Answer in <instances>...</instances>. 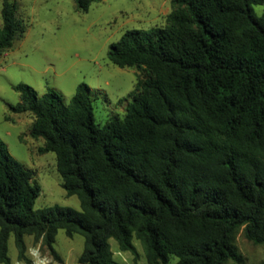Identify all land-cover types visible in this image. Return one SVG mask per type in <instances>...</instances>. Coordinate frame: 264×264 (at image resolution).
<instances>
[{"label": "trees", "instance_id": "trees-1", "mask_svg": "<svg viewBox=\"0 0 264 264\" xmlns=\"http://www.w3.org/2000/svg\"><path fill=\"white\" fill-rule=\"evenodd\" d=\"M74 0L87 11L92 2ZM264 0H170L163 26L127 29L108 59L136 69L123 116L94 120L90 88L80 82L67 103L53 88H13L14 113L33 116L40 153L55 154L67 195L79 209L34 208L40 186L0 138V263L29 262L25 235L52 248L57 229L83 236L78 264H118L109 239L146 264L240 261L234 245H264ZM0 54L22 29L16 5L1 0Z\"/></svg>", "mask_w": 264, "mask_h": 264}, {"label": "rangeland", "instance_id": "rangeland-1", "mask_svg": "<svg viewBox=\"0 0 264 264\" xmlns=\"http://www.w3.org/2000/svg\"><path fill=\"white\" fill-rule=\"evenodd\" d=\"M10 1L16 5L15 16L22 32L12 46L0 54V138L40 186L33 205L35 209L53 204L79 209L77 196L67 195L61 186L55 154L52 151L40 153L38 147L43 145V140L29 134L32 114L10 111L9 104L19 100L13 86L28 84L38 95L53 88L67 103L77 84L84 82L90 88L97 124H104L112 116H123L131 101L129 93L135 86L136 69L113 64L107 56L109 45L127 29L163 26L170 0H99L92 2L85 12L75 8L74 0ZM1 7L0 0V23ZM252 8L260 15L264 13V2ZM24 240L29 262L17 258L11 234L7 240L9 264H36V257L31 254L34 248L48 264H78L84 243L82 235L68 236L63 229H57L52 242L56 258L40 242H33L31 235H25ZM108 241L118 264H146L137 239H132L136 256L119 250L113 238ZM233 242L240 261L228 260L226 264H264V245L247 239L243 227L236 231ZM176 260L177 257L171 255L169 264H175Z\"/></svg>", "mask_w": 264, "mask_h": 264}, {"label": "built area", "instance_id": "built-area-1", "mask_svg": "<svg viewBox=\"0 0 264 264\" xmlns=\"http://www.w3.org/2000/svg\"><path fill=\"white\" fill-rule=\"evenodd\" d=\"M31 254L34 255V257H36V264H48L46 260H44V258H41L38 254V251L34 248L32 251H31ZM16 264H25L23 262H17Z\"/></svg>", "mask_w": 264, "mask_h": 264}]
</instances>
